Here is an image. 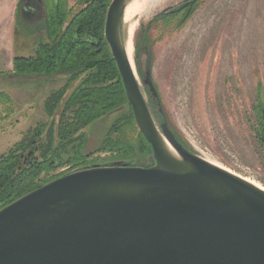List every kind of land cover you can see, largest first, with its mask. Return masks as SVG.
I'll list each match as a JSON object with an SVG mask.
<instances>
[{"label": "water", "instance_id": "obj_1", "mask_svg": "<svg viewBox=\"0 0 264 264\" xmlns=\"http://www.w3.org/2000/svg\"><path fill=\"white\" fill-rule=\"evenodd\" d=\"M126 2L110 1L103 35L149 163L67 173L0 208V264H264V190L155 118L121 42ZM21 8L42 12L43 0ZM142 83L156 96L148 70Z\"/></svg>", "mask_w": 264, "mask_h": 264}, {"label": "rangeland", "instance_id": "obj_2", "mask_svg": "<svg viewBox=\"0 0 264 264\" xmlns=\"http://www.w3.org/2000/svg\"><path fill=\"white\" fill-rule=\"evenodd\" d=\"M60 1L71 14L81 8L78 0ZM20 9L21 0H0V92L10 98L0 96V155L49 120L44 100L69 76H13L14 58L33 55L36 43L48 40L44 10L30 21ZM174 12L179 15L171 19ZM135 20L133 71L153 114L142 83L147 70L154 98L183 146L264 187V145L257 136L259 119L264 123V0H148ZM129 110L124 105L80 130L82 152L99 157V166L116 159L115 153L95 152ZM145 158L136 152L130 166H142ZM74 168L57 167L53 175Z\"/></svg>", "mask_w": 264, "mask_h": 264}, {"label": "trees", "instance_id": "obj_3", "mask_svg": "<svg viewBox=\"0 0 264 264\" xmlns=\"http://www.w3.org/2000/svg\"><path fill=\"white\" fill-rule=\"evenodd\" d=\"M109 3L110 0H78L81 8L71 14L62 1L43 0L48 40L37 42L33 55L14 58L13 76L63 72L69 76L62 87L51 91L44 100L49 120L36 124L6 154L0 155V208L63 175H53L57 167L72 165L74 170H80L100 165L99 157L90 158L94 153L82 152L85 137L80 130L110 111L128 105L121 77L103 36ZM168 15L175 19L179 13ZM78 79V84L67 92ZM145 90L150 95L155 118L164 121L156 96L148 87ZM0 96L10 102L3 92ZM258 123L257 136L264 145V123L261 119ZM101 151L117 155L114 162L106 165L130 166L138 151L146 157L142 166L149 163L150 145L138 131L131 110L110 127L109 135L95 153Z\"/></svg>", "mask_w": 264, "mask_h": 264}, {"label": "bare ground", "instance_id": "obj_4", "mask_svg": "<svg viewBox=\"0 0 264 264\" xmlns=\"http://www.w3.org/2000/svg\"><path fill=\"white\" fill-rule=\"evenodd\" d=\"M147 2H148V0H127L124 11H123L122 19H121V29H123V40L121 39V42H122V45L124 47L125 53L127 54V57L129 59V63L131 65L132 69H133V28H134L135 22H136L135 17L139 14V11H142L143 9H145V7L147 6ZM138 84H139V82H138ZM139 86H140V84H139ZM163 140H164L165 145L169 149V151L178 157V154L167 143V141L164 139V137H163ZM205 160L209 161L210 163H212L216 166H219L217 163H215V162H213L207 158H205ZM219 167L223 168L221 166H219ZM223 169H225V168H223ZM225 170L243 178L245 181H247V182H249V183H251V184H253V185L264 190V187L259 185L254 180H250L248 178L240 176V175L234 173L233 171H231L229 169H225Z\"/></svg>", "mask_w": 264, "mask_h": 264}, {"label": "flooded vegetation", "instance_id": "obj_5", "mask_svg": "<svg viewBox=\"0 0 264 264\" xmlns=\"http://www.w3.org/2000/svg\"><path fill=\"white\" fill-rule=\"evenodd\" d=\"M20 10H21L20 14H21L22 18H25V20L34 21V19L36 17L40 16V12H37L36 10H32V9L23 10L22 8ZM121 39L123 40V29H121ZM126 56H127V54H126Z\"/></svg>", "mask_w": 264, "mask_h": 264}]
</instances>
